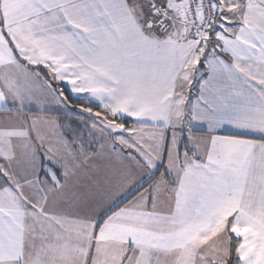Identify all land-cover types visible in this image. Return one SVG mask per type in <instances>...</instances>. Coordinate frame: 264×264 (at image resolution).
I'll use <instances>...</instances> for the list:
<instances>
[{
    "label": "snow or ice",
    "instance_id": "obj_1",
    "mask_svg": "<svg viewBox=\"0 0 264 264\" xmlns=\"http://www.w3.org/2000/svg\"><path fill=\"white\" fill-rule=\"evenodd\" d=\"M0 264H264V0H0Z\"/></svg>",
    "mask_w": 264,
    "mask_h": 264
},
{
    "label": "crops",
    "instance_id": "obj_2",
    "mask_svg": "<svg viewBox=\"0 0 264 264\" xmlns=\"http://www.w3.org/2000/svg\"><path fill=\"white\" fill-rule=\"evenodd\" d=\"M190 95H191V94H190ZM69 99L71 100L72 98L69 97ZM198 134H201V133H198ZM117 147H119V145H117ZM139 179H140L141 182H142L144 179H146V176H145L143 173H141L140 176H139ZM132 186L135 187V182L133 183Z\"/></svg>",
    "mask_w": 264,
    "mask_h": 264
},
{
    "label": "trees",
    "instance_id": "obj_3",
    "mask_svg": "<svg viewBox=\"0 0 264 264\" xmlns=\"http://www.w3.org/2000/svg\"><path fill=\"white\" fill-rule=\"evenodd\" d=\"M61 119H63V117H61Z\"/></svg>",
    "mask_w": 264,
    "mask_h": 264
}]
</instances>
